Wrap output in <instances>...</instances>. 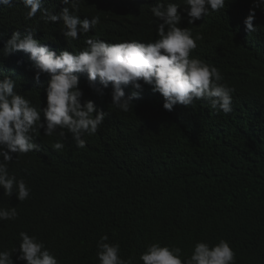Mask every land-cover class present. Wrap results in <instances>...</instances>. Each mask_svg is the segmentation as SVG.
<instances>
[{
  "label": "clouds",
  "instance_id": "clouds-1",
  "mask_svg": "<svg viewBox=\"0 0 264 264\" xmlns=\"http://www.w3.org/2000/svg\"><path fill=\"white\" fill-rule=\"evenodd\" d=\"M81 1L0 0L68 43L95 29L0 49V264H264L256 182L171 154L264 150V0Z\"/></svg>",
  "mask_w": 264,
  "mask_h": 264
},
{
  "label": "trees",
  "instance_id": "trees-1",
  "mask_svg": "<svg viewBox=\"0 0 264 264\" xmlns=\"http://www.w3.org/2000/svg\"><path fill=\"white\" fill-rule=\"evenodd\" d=\"M55 2V8L60 10L64 5L62 0H53ZM86 9L81 10L78 15L80 17H91L94 15H100L101 20L107 16V11H104L97 3L96 0H83L82 4L88 3ZM69 6L70 5H65ZM35 29L33 33L36 37L40 38L46 42H56L58 44H71L79 45L85 42L86 38H89L95 31L92 30L91 35H81L77 40L68 43L66 38L61 33V26L57 22L45 23L40 19V15L33 19H25V15L22 10L13 6L11 8H0V49H3L4 43L9 39L14 31H22L25 28ZM109 27V25H108ZM107 27V28H108ZM106 28V29H107ZM105 29H98L97 33L103 34ZM80 35V34H78ZM9 57L4 56L2 51H0V79L4 77L5 63ZM254 132L256 134L264 133V126L260 123L254 125ZM171 154L176 157H186L191 156L196 161L208 165L211 169L217 171H231L227 176V180L232 182L237 179H251L258 185L259 191L258 196L253 207L264 208V174L258 172L254 168L264 169V150L258 151L254 147V142L252 140H245L244 142H239L236 151L233 156L225 155L224 151H219L213 147H205L201 149H181L173 148ZM115 179L110 182L107 187L103 190L104 192H110L116 187H127V184L122 180L121 174L114 173ZM196 198L199 199V205L203 207L206 211L212 209H218V202L214 197L213 192L206 188L204 190L198 191ZM255 219L264 223V210H258L255 213Z\"/></svg>",
  "mask_w": 264,
  "mask_h": 264
},
{
  "label": "bare ground",
  "instance_id": "bare-ground-1",
  "mask_svg": "<svg viewBox=\"0 0 264 264\" xmlns=\"http://www.w3.org/2000/svg\"><path fill=\"white\" fill-rule=\"evenodd\" d=\"M15 72H17V70L12 71L11 73L13 74V73H15Z\"/></svg>",
  "mask_w": 264,
  "mask_h": 264
}]
</instances>
